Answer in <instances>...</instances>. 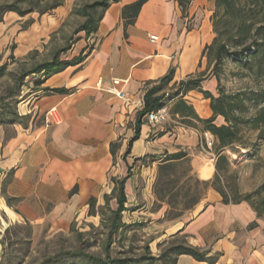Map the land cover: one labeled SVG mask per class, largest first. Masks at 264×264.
Instances as JSON below:
<instances>
[{"label":"crops","instance_id":"1","mask_svg":"<svg viewBox=\"0 0 264 264\" xmlns=\"http://www.w3.org/2000/svg\"><path fill=\"white\" fill-rule=\"evenodd\" d=\"M136 1L111 0L84 61L43 75L37 96L22 105L20 120L0 123V206L13 210L12 223L30 224L49 235H70L82 224L100 223V208L108 205L113 214L118 210L114 188L117 180L125 179L118 229L123 223L152 225L146 252L158 257L162 246L180 237L218 260L180 254L176 264H264V224L257 213L248 201L223 202L215 188L209 187L188 216L160 228L166 204L159 205L153 186L161 160L186 151L201 180L215 178L216 160L200 150L202 126L185 124L172 113L175 98L167 101L171 120L154 127L144 109L125 103L111 89L137 96L158 85L157 94L167 98L169 89L205 71L208 62L202 52L215 36L211 16L216 3L190 0L183 8L179 0H148L136 22L126 24L123 9ZM152 35L158 39L152 41ZM172 69L171 82L161 84ZM116 78L120 82L115 85ZM203 86L214 93L216 77ZM185 99L199 117L212 115L202 92L190 91ZM217 121L225 123L221 116ZM137 127L139 137L131 141ZM205 166L210 167L207 176Z\"/></svg>","mask_w":264,"mask_h":264},{"label":"rangeland","instance_id":"2","mask_svg":"<svg viewBox=\"0 0 264 264\" xmlns=\"http://www.w3.org/2000/svg\"><path fill=\"white\" fill-rule=\"evenodd\" d=\"M13 1L15 0H0V4H10ZM58 1L34 0L40 6L53 5ZM94 2L97 0H63L62 5L45 14L33 12L22 17L12 12L5 16L4 21L0 23V66L5 67V74L0 77V114L4 109L19 114L22 105L37 96L35 88L46 72H33L25 76L28 72L56 57L59 60L83 58L94 48L97 42L94 33L80 30L87 18L84 8ZM102 10V7L92 10L93 17L98 19ZM221 74V83L227 91L264 90V77L251 73L244 62L227 59ZM175 91L171 88L167 93L171 95ZM255 111L256 107L251 105L248 114H254ZM216 122L220 123V121ZM244 135V145L235 144L225 150L231 159V167L228 176L221 183L227 193L236 194L238 197L246 193H254L264 184V141L257 139L253 131H246ZM200 150L208 159L210 157L211 160H215V147L210 152L202 148ZM190 175H193V179H185L184 182L194 188L196 180L201 179L193 171ZM197 189L202 199L208 190L204 189L203 185H198ZM187 200L184 197L178 199L181 215L175 219L188 216L189 209L184 208ZM259 200L260 195H254L253 201L258 203ZM1 207L16 219L11 208L6 204H2ZM165 209V217L160 221L161 229L169 221H173L166 218L170 210L168 204L165 205ZM99 215L101 221L97 225L82 224L81 230L76 229L70 235L61 236L49 235L48 232L40 231L30 224L12 223L5 231L3 239H0L4 251L0 264H47L48 261L54 262L53 264H63L66 261L70 264L81 262L99 264L95 263L94 259H90L91 256L107 264H130L131 262L114 261L140 259L147 255L146 246L153 237L152 225L123 223L113 233L114 235H111L109 234L113 223L111 207L106 205L100 208ZM258 218L264 224V212ZM179 238L169 240L162 249H166L170 243ZM62 252H80L82 255L56 257ZM135 264H151V261L135 262Z\"/></svg>","mask_w":264,"mask_h":264},{"label":"trees","instance_id":"3","mask_svg":"<svg viewBox=\"0 0 264 264\" xmlns=\"http://www.w3.org/2000/svg\"><path fill=\"white\" fill-rule=\"evenodd\" d=\"M119 1V0H115ZM148 0H137L134 3L127 4L122 12V17L126 24L136 22L143 4ZM190 0H179L180 5L186 8ZM211 1V0H209ZM216 3V8L211 16L213 23V32L215 36L210 44H207L202 52L208 61V66L205 71L191 75L181 81L176 87L175 93L168 95H158V85L148 88L144 95L145 108L144 112L157 110V108L167 105V101L175 98L172 106V113L178 115L183 123L198 127L202 126V131H209L216 137L215 142V160L216 172L215 178L212 180H196L194 188L190 184H186L185 179H193L190 175L193 171L192 160L189 153L186 151H177L173 154H167L158 166L157 179L154 183L153 190L159 204L166 203L170 210L166 214V218L174 220L181 215L179 208L180 197L188 199L184 204L185 209L194 208L201 200V194L198 193V185H203V188L208 190L209 187L218 190L223 197V202L230 204L241 203L248 201L258 217L264 212V184L259 190L254 193H246L242 197L236 194H229L221 183L228 176L231 167V159L225 153L227 148L235 144L244 145L245 132L253 131L256 133L257 139L264 141V90H247L227 91L221 83V73L223 71L224 62L232 58L238 62H244V65L251 73L257 76L264 77V0H213ZM111 0H97L93 4L87 5L84 8V13L87 15L85 23L80 30L95 32L98 28L99 20L103 16L105 10L109 8ZM23 4H26L25 6ZM63 4V0L55 2V4L41 5L34 0H15L10 4H0V23L4 21L5 16L10 12H16L20 16L25 17L30 13L38 12L45 14L55 10ZM102 7L98 19L92 15V10ZM86 56V55H85ZM83 58H73L71 60H59L57 57L49 62H44L40 67L28 72L25 76L33 72H46V76L56 74L63 71L71 64H79L83 62ZM174 69L168 75L160 80L161 84L170 83L173 79ZM5 74V67L0 66V77ZM217 79V93L205 89L203 81L209 77ZM200 91L204 97L210 100L212 115L209 118L199 117L194 106L189 104L185 99V95L190 91ZM165 100V101H164ZM253 105L256 107L254 114H248L249 109ZM10 110L4 109L0 114V123H16L21 116L13 113ZM218 116L224 117L225 123L218 124ZM139 127L136 128L135 136L131 141L139 137ZM115 144H112L113 154L115 153ZM125 179L117 180L115 190L118 191L119 208L113 214L115 224L110 232H114L120 226V217L125 209L126 195L124 191ZM197 191V192H196ZM254 195L259 196V202L253 201ZM92 199V203H93ZM257 225V223H252ZM8 230V229H7ZM6 230V231H7ZM71 254V255H70ZM81 253L62 252L56 257L67 258L68 256L76 257ZM180 254L192 255L197 260H209L215 263L218 259L216 256H207L208 251H202L200 248L188 245L183 239H176L162 251L160 256L156 257L147 251V255L140 259H119L114 262H122L135 264V262L151 261V264L159 262V264H176L177 257ZM82 255V254H81ZM88 257V256H87ZM94 259L95 263L107 264L98 258ZM57 259V258H56ZM56 259H53L56 260ZM54 262L48 261L47 264ZM43 264V263H42ZM63 264H70L65 262ZM80 264H83L82 262Z\"/></svg>","mask_w":264,"mask_h":264},{"label":"built area","instance_id":"4","mask_svg":"<svg viewBox=\"0 0 264 264\" xmlns=\"http://www.w3.org/2000/svg\"><path fill=\"white\" fill-rule=\"evenodd\" d=\"M152 41L158 39L157 35L151 36ZM120 79H114V84H118ZM112 92H115L125 103H132L138 109L145 108L144 93H141L137 96H132L129 93H124L117 91L114 88L111 89ZM149 123L157 127L158 125L164 124L171 120L170 109L168 105L161 106L157 110H150L145 113ZM216 137L209 131H201L200 133V143L199 146L206 151H211L215 147ZM12 225V219L9 216L8 212L0 206V239H3L5 231Z\"/></svg>","mask_w":264,"mask_h":264},{"label":"water","instance_id":"5","mask_svg":"<svg viewBox=\"0 0 264 264\" xmlns=\"http://www.w3.org/2000/svg\"><path fill=\"white\" fill-rule=\"evenodd\" d=\"M3 254H4L3 246L0 245V262H1V260H2V256H3Z\"/></svg>","mask_w":264,"mask_h":264},{"label":"bare ground","instance_id":"6","mask_svg":"<svg viewBox=\"0 0 264 264\" xmlns=\"http://www.w3.org/2000/svg\"><path fill=\"white\" fill-rule=\"evenodd\" d=\"M205 168H206V169H205ZM208 168H210V167H209V166H208V167H204L205 170H204L203 172H205V174H208V175H209V172H210V171H209Z\"/></svg>","mask_w":264,"mask_h":264}]
</instances>
